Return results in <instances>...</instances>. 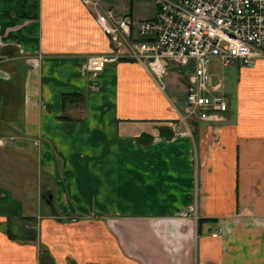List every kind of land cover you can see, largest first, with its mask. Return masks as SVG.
Returning <instances> with one entry per match:
<instances>
[{
    "label": "crops",
    "instance_id": "0c3cea01",
    "mask_svg": "<svg viewBox=\"0 0 264 264\" xmlns=\"http://www.w3.org/2000/svg\"><path fill=\"white\" fill-rule=\"evenodd\" d=\"M105 5L135 21L157 12L156 0L137 19L134 0ZM90 10L0 0V148L37 147L50 212L19 215L36 202L0 185V264H264V61L235 67L238 107L223 122L175 138L176 81L166 94L129 61L86 70L101 37L107 48ZM64 94L85 105L63 108ZM13 218L27 229L11 226L16 238Z\"/></svg>",
    "mask_w": 264,
    "mask_h": 264
},
{
    "label": "built area",
    "instance_id": "2783aa9c",
    "mask_svg": "<svg viewBox=\"0 0 264 264\" xmlns=\"http://www.w3.org/2000/svg\"><path fill=\"white\" fill-rule=\"evenodd\" d=\"M81 3L91 9L107 42L104 52L85 62L93 76L129 61L164 92L172 66L191 70L185 106L172 126L175 138L193 137L195 122L225 120L229 105L223 85L213 83L214 63L253 68L264 61V0H156V15L144 21L119 15L105 0Z\"/></svg>",
    "mask_w": 264,
    "mask_h": 264
},
{
    "label": "rangeland",
    "instance_id": "374dc122",
    "mask_svg": "<svg viewBox=\"0 0 264 264\" xmlns=\"http://www.w3.org/2000/svg\"><path fill=\"white\" fill-rule=\"evenodd\" d=\"M123 3L126 5L130 4L131 0H122ZM154 0H134L135 8H134V18L137 19L140 16H148L151 5L153 4ZM125 6V5H124ZM103 43L104 40L100 38V52L96 53L100 54L104 52L103 50ZM177 67V66H174ZM181 72L178 73V77L175 75L169 74V76L165 79V84L167 86L166 94H171V88L174 89L173 81H176V89L178 95L182 99L185 98V93L188 85V78L191 75V70L188 67L180 68ZM213 83L222 84L223 85V93L225 94L226 101L229 105V108L235 109L238 107L237 99L239 97V90L237 88V83L240 81L241 76L238 73V70L235 67H227L221 68L218 67L213 69L212 71ZM171 78V79H168ZM168 79V80H167ZM173 80V81H172ZM167 81H171V88L169 89ZM175 92V90H174ZM251 96V95H250ZM76 118V117H75ZM79 118V117H78ZM80 120V119H79ZM7 136V135H6ZM5 143V147L8 148H0V185H3L4 190H10L12 194H15L17 200L23 198L25 202H33V206L28 208H24L22 201L20 200V210L19 212L16 211L19 215L25 216L30 215L31 211L35 215H40L44 218L50 214L48 211V206L46 204L47 197L43 194V190L46 187V175L42 173L38 166V158H37V147L34 149L33 147L26 148L19 147V148H12L13 145L10 142L12 139L11 137H4L2 138ZM1 139V140H2ZM7 143V144H6ZM11 143V144H10ZM10 145V146H8ZM12 153H11V152ZM7 153V154H5ZM4 154L9 156L4 157ZM42 192L41 197H39L40 201L38 200V191ZM38 203V204H37ZM21 218H13L11 220V226L15 229L16 233L26 232L27 229L24 228V220ZM10 224H8L9 226ZM19 225V228L17 227ZM23 230V231H22Z\"/></svg>",
    "mask_w": 264,
    "mask_h": 264
},
{
    "label": "trees",
    "instance_id": "16d2710c",
    "mask_svg": "<svg viewBox=\"0 0 264 264\" xmlns=\"http://www.w3.org/2000/svg\"><path fill=\"white\" fill-rule=\"evenodd\" d=\"M62 101H63V108H66L67 105L69 104H75L77 106H84L86 99L83 94H64L62 97ZM62 118H67V117H62ZM8 228L9 229L7 230V233L10 235V237L16 238L17 236L11 233V224L9 225Z\"/></svg>",
    "mask_w": 264,
    "mask_h": 264
},
{
    "label": "water",
    "instance_id": "95a60500",
    "mask_svg": "<svg viewBox=\"0 0 264 264\" xmlns=\"http://www.w3.org/2000/svg\"><path fill=\"white\" fill-rule=\"evenodd\" d=\"M49 198L51 199V196ZM48 202H50V200H48Z\"/></svg>",
    "mask_w": 264,
    "mask_h": 264
}]
</instances>
